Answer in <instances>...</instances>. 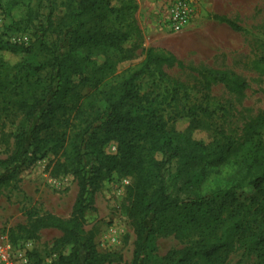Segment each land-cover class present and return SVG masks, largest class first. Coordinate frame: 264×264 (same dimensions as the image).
Returning a JSON list of instances; mask_svg holds the SVG:
<instances>
[{
    "label": "trees",
    "instance_id": "obj_1",
    "mask_svg": "<svg viewBox=\"0 0 264 264\" xmlns=\"http://www.w3.org/2000/svg\"><path fill=\"white\" fill-rule=\"evenodd\" d=\"M137 9L136 0H77L56 22L48 18L46 24L34 25L35 17L29 18L25 30L43 53V72L30 57L6 62L3 51L14 55L23 47L0 41V132L16 123L13 151L0 158V187L15 178L21 165L49 155L53 173L76 180L68 218L26 213L29 228L22 229L28 237L50 227L62 233L53 243L57 256L50 264H151L153 238L167 235L197 238L168 251L156 264H225L235 244L254 249L263 264L264 113L246 125L239 142L222 131L207 142L194 138L195 129L208 127L200 115L210 116L199 106L187 109L184 128L170 124L176 115L166 117L154 88L145 90L144 85L168 83L165 96L175 101L183 84L167 76L164 67L182 63L169 52L142 47ZM137 48L142 59L125 69L118 82L100 87L114 70L109 52L117 49L120 60L131 59ZM256 67L264 71V66ZM208 80L233 92L247 88L231 72H210ZM85 85L91 89L82 92L79 87ZM111 141L116 151L107 153L104 147ZM115 174L133 178L127 189L135 233L129 263L99 252L94 234L85 228V211L98 185ZM246 186L252 192L241 198L238 190ZM29 258L31 264H44L36 252Z\"/></svg>",
    "mask_w": 264,
    "mask_h": 264
},
{
    "label": "rangeland",
    "instance_id": "obj_2",
    "mask_svg": "<svg viewBox=\"0 0 264 264\" xmlns=\"http://www.w3.org/2000/svg\"><path fill=\"white\" fill-rule=\"evenodd\" d=\"M193 1L194 13L189 26L181 31H170L161 28L157 5L155 11H149L140 0L135 17L142 34V47L150 46L169 52L181 61L182 66H166L164 71L171 79L183 84L175 101L165 96L168 83L159 82L152 87L150 83L144 85V89L154 88L166 117L176 115L170 118V124L180 129L186 126L187 120L184 119L188 108L199 106L207 109L210 116L206 118L201 114L200 117L208 127L194 130L193 136L197 140L207 142L222 131L239 142L246 125L264 113V71L256 67L264 66V0ZM76 2L0 0V41L8 40L23 47L21 52L14 55L3 51L4 60L14 64L30 57L43 72V53L38 51L32 32L25 30L30 29L26 28L30 26L27 20L35 17L34 25L46 24L48 18L56 22L67 6ZM215 16L232 21L240 30L233 29ZM23 32L28 33L25 34L26 41L20 40ZM49 37L52 39L55 34L49 33ZM132 44V40L128 41L124 47ZM27 49H30L29 55ZM120 57L117 49L109 52V61L114 70L100 87L118 82L124 70L137 64L143 56L140 48H137L133 58L120 60ZM255 61L259 63L255 64ZM213 71L234 73L246 82L247 88L242 92H233L221 82L209 81V73ZM87 73H91L90 69ZM79 89L87 92L91 88L85 85ZM15 127L16 123L0 132V158L13 151ZM260 133L264 140V127ZM104 150L114 153L116 143L109 142ZM53 159L49 155L32 164L21 165L15 178L0 187V264H31V252H36L44 264H50L56 258L52 246L61 236L60 230L42 228L36 231L35 237H28L22 229L23 226L29 228L27 211L33 214L51 213L60 218H68L71 214L78 191L76 180L69 174L53 173ZM171 169H174V164ZM132 180L131 176L115 174L112 179L102 181L96 189L91 207L85 211V228L94 234L97 250L121 256L126 263L131 261L135 240L129 216L131 199L127 193ZM251 192L250 186L238 190L241 198ZM196 238L191 236L187 240H179L173 235L154 237L155 250L150 254L151 264H156L168 251L191 244ZM225 264L259 262L254 249L235 244Z\"/></svg>",
    "mask_w": 264,
    "mask_h": 264
},
{
    "label": "built area",
    "instance_id": "obj_3",
    "mask_svg": "<svg viewBox=\"0 0 264 264\" xmlns=\"http://www.w3.org/2000/svg\"><path fill=\"white\" fill-rule=\"evenodd\" d=\"M193 4V0H163L157 9L161 28L181 31L188 27L194 13ZM20 40L26 41L27 36L21 35Z\"/></svg>",
    "mask_w": 264,
    "mask_h": 264
},
{
    "label": "crops",
    "instance_id": "obj_4",
    "mask_svg": "<svg viewBox=\"0 0 264 264\" xmlns=\"http://www.w3.org/2000/svg\"><path fill=\"white\" fill-rule=\"evenodd\" d=\"M141 1L144 4V7L147 5L149 11H155L156 5L158 9V6H160V4L162 3V0H141ZM136 2L140 6V0H136Z\"/></svg>",
    "mask_w": 264,
    "mask_h": 264
}]
</instances>
